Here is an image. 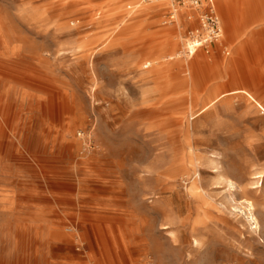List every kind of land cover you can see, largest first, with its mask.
Segmentation results:
<instances>
[{
	"label": "rangeland",
	"instance_id": "1",
	"mask_svg": "<svg viewBox=\"0 0 264 264\" xmlns=\"http://www.w3.org/2000/svg\"><path fill=\"white\" fill-rule=\"evenodd\" d=\"M214 1L192 54L174 0H0V264H264V114L209 104L264 24Z\"/></svg>",
	"mask_w": 264,
	"mask_h": 264
},
{
	"label": "bare ground",
	"instance_id": "2",
	"mask_svg": "<svg viewBox=\"0 0 264 264\" xmlns=\"http://www.w3.org/2000/svg\"><path fill=\"white\" fill-rule=\"evenodd\" d=\"M219 3L221 5L220 9L222 10L224 8H227V9L230 8V2L228 0H219ZM240 3L241 2H236L233 5L236 10L235 16L242 18L244 15L243 10H247L249 13H251L253 18H256V20H254V23L262 22L264 24V1L263 0H261L260 2L257 1L255 3H250L249 0H246V2L243 3L244 4L243 7ZM204 8H206V2L203 3V6L200 9H204ZM200 9L191 8L189 9V11L191 10L193 11L191 13V12H188V9L186 8H181L179 12L178 9L174 7V10L179 12L178 16L185 14L186 11L187 13H191L192 15L191 14L187 15L188 17H190V19H192L193 16L198 15V13H200ZM215 11L221 23L220 15L218 14L216 8H215ZM258 14H260L259 18H258ZM222 16H223L225 25H228L229 21H231L232 18L227 14H222ZM223 34H224V31L222 27V35ZM232 35L230 34V36ZM186 44H187V49L189 53L195 54L198 51V48L202 43L199 41V39H196L195 37L189 40ZM249 44H251V41L245 39L243 42H241V45L239 46V48H237L236 50H233V54H232L233 56H231L230 58L224 59L223 61L220 62L223 68L225 67L227 68V70L226 69L225 70L230 80L237 81L238 85L235 88H227L226 91H220L216 93L215 96L210 100L209 104L212 103L213 101L221 99L222 97L226 95H236V96L244 97L245 100L251 106L256 107L259 112L264 114V97L259 95L256 91L249 89L247 85L245 84L246 80L255 82V83H260V82L264 83V71H261L263 70L261 56L259 53L251 54V53L245 52V49L248 47L247 45ZM255 45H264V38L260 36V40L257 43H255ZM261 53H262V50H261ZM231 65H234L235 69L229 71Z\"/></svg>",
	"mask_w": 264,
	"mask_h": 264
},
{
	"label": "built area",
	"instance_id": "3",
	"mask_svg": "<svg viewBox=\"0 0 264 264\" xmlns=\"http://www.w3.org/2000/svg\"><path fill=\"white\" fill-rule=\"evenodd\" d=\"M174 2L188 6L192 9H200L203 6V3L206 2V0H174ZM213 2L214 0H207L206 8L200 9V11L207 10V12L200 14L204 31L198 36H195L196 39H199L202 44L203 42H213L219 40L222 36V26L218 15L216 14ZM199 31L200 30H198V32Z\"/></svg>",
	"mask_w": 264,
	"mask_h": 264
},
{
	"label": "crops",
	"instance_id": "4",
	"mask_svg": "<svg viewBox=\"0 0 264 264\" xmlns=\"http://www.w3.org/2000/svg\"><path fill=\"white\" fill-rule=\"evenodd\" d=\"M213 5H214V7L216 8V10H217V6H216V3H215V1L213 2ZM217 12H218V10H217ZM218 14H219V12H218ZM221 23H222V21H221ZM224 27H225V25H224ZM223 31H224V34H225V28H223ZM227 48V47H226ZM226 53H228V52H226Z\"/></svg>",
	"mask_w": 264,
	"mask_h": 264
}]
</instances>
